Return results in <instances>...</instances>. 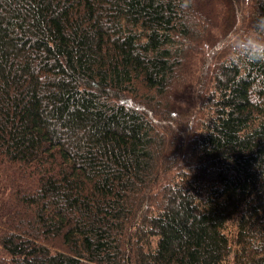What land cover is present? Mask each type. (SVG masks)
Masks as SVG:
<instances>
[{"label":"trees","instance_id":"trees-1","mask_svg":"<svg viewBox=\"0 0 264 264\" xmlns=\"http://www.w3.org/2000/svg\"><path fill=\"white\" fill-rule=\"evenodd\" d=\"M264 0H0V264H264Z\"/></svg>","mask_w":264,"mask_h":264},{"label":"clouds","instance_id":"clouds-1","mask_svg":"<svg viewBox=\"0 0 264 264\" xmlns=\"http://www.w3.org/2000/svg\"><path fill=\"white\" fill-rule=\"evenodd\" d=\"M223 54L230 63L264 62V16L248 30L237 29L224 38Z\"/></svg>","mask_w":264,"mask_h":264}]
</instances>
